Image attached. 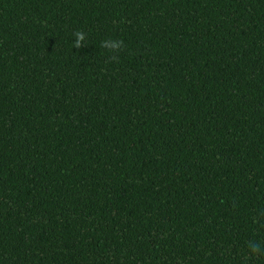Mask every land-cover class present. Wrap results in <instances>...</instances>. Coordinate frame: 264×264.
I'll return each mask as SVG.
<instances>
[{"label": "trees", "instance_id": "16d2710c", "mask_svg": "<svg viewBox=\"0 0 264 264\" xmlns=\"http://www.w3.org/2000/svg\"><path fill=\"white\" fill-rule=\"evenodd\" d=\"M250 242L264 0H0V264H264Z\"/></svg>", "mask_w": 264, "mask_h": 264}, {"label": "clouds", "instance_id": "9594fccd", "mask_svg": "<svg viewBox=\"0 0 264 264\" xmlns=\"http://www.w3.org/2000/svg\"><path fill=\"white\" fill-rule=\"evenodd\" d=\"M73 36L75 37L73 41V48L79 49L82 46V42L85 41L86 36L85 33L77 30L76 32L73 33ZM123 41L122 40H104L101 43V47L114 52L118 53L120 50L123 49ZM112 60L117 59L116 56L111 57ZM249 250L253 255H264V246H262L261 243L259 242H250L249 245Z\"/></svg>", "mask_w": 264, "mask_h": 264}]
</instances>
